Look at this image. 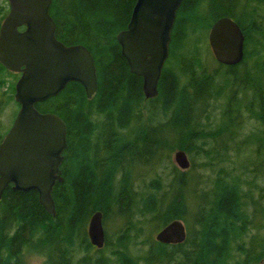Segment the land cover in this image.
<instances>
[{
	"label": "trees",
	"instance_id": "trees-1",
	"mask_svg": "<svg viewBox=\"0 0 264 264\" xmlns=\"http://www.w3.org/2000/svg\"><path fill=\"white\" fill-rule=\"evenodd\" d=\"M135 3L52 0L56 37L89 49L98 88L89 99L72 81L36 104L67 125L64 180L52 192L55 215L35 190H4L0 264H24L28 251L46 253L49 264H264V225L258 220L264 219V186L258 183L264 181V0H183L159 94L152 99L116 38ZM8 11V0H0V17ZM223 16L242 28L245 56L237 65L217 62L212 68L194 46ZM205 49L214 58L209 42ZM9 73L0 63V89ZM249 144L250 160L240 165V145ZM178 149L191 156L188 170L170 160ZM196 158L211 174L192 173ZM140 168L150 169L149 183ZM97 210L103 220L122 222L115 238L106 234L101 249L87 232ZM174 219L186 225V240L156 241L153 233Z\"/></svg>",
	"mask_w": 264,
	"mask_h": 264
},
{
	"label": "water",
	"instance_id": "water-1",
	"mask_svg": "<svg viewBox=\"0 0 264 264\" xmlns=\"http://www.w3.org/2000/svg\"><path fill=\"white\" fill-rule=\"evenodd\" d=\"M183 0H136L127 28L116 38L134 74L142 77L147 99L159 94V82L169 58L172 29ZM9 11L0 25V63L20 73L14 99L20 105L15 120L0 142V200L13 191L35 190L44 209L56 214L53 189L63 182L61 166L68 148V129L58 115L41 112L36 104L57 96L69 82L80 83L90 99L97 91L95 60L82 44L66 45L56 37L50 13L52 0H8ZM208 42L219 64L233 66L245 56V35L231 17L217 19ZM176 165L191 166L183 149L175 151ZM103 212L95 211L87 232L93 246L105 245ZM164 244H181L187 238L184 222L174 219L154 236Z\"/></svg>",
	"mask_w": 264,
	"mask_h": 264
},
{
	"label": "rangeland",
	"instance_id": "rangeland-1",
	"mask_svg": "<svg viewBox=\"0 0 264 264\" xmlns=\"http://www.w3.org/2000/svg\"><path fill=\"white\" fill-rule=\"evenodd\" d=\"M2 21H3V19L0 17V25H1ZM206 46L208 47L207 35L205 37V41L200 40L198 43L195 44L194 47H198L202 51V54H203L202 56H203L204 61H206V62L209 61V65L212 68H215V67H217V61H216V59L213 58L212 55L209 56L210 49L209 50L205 49ZM16 76L19 77V74L18 73L13 74V72L6 75L5 76L6 83L1 87L2 89H0V102L2 101L0 104V135H3V136L6 135V133L8 132L10 127L12 126V124L15 120V117L17 115V112L19 111V106H18L17 102L15 101V99L11 100L12 95H14V94H13V91L10 89L11 86L15 88V85H16V82L18 79V77H16ZM3 95H5V96L1 99V96H3ZM240 148L242 150V155L239 157L240 159H239L238 163L240 165H242L246 162L247 159L250 160V150H249L250 144H249V146L248 145H243V146L240 145ZM175 151L176 150H174L171 153L170 160H171L172 164H174L178 168V166L176 165L175 160H174ZM188 156H189V159L191 160L190 154ZM194 162H193L194 163L193 168L195 169L194 170L195 172L192 171V173H194L196 176L199 174V172H202V173L205 172L206 175L211 174V172L209 170H204L200 167V164H199L200 160L198 158H196V160ZM248 167L250 168V165ZM156 169H157L156 170L157 174L162 173V169L160 167L157 166ZM149 170L146 171L144 168H140L139 170L137 169V173L140 172L139 174H141V176H143V174L146 172L144 174V177H146L145 183H149L153 177L152 174H149ZM192 173H191V175H192ZM246 178L250 179L249 176H247ZM258 183H259L260 187L264 186V181H260ZM187 189H186V191H187ZM183 190H184V188L180 191L179 194L183 195V193H185ZM256 195H257V197H259L261 195L260 190L257 191ZM263 203H264V201H263ZM263 203H262V207H264ZM258 220L262 221V223H263L262 225H264V219L262 220V217L259 216ZM121 225H122V222L120 221V219H117L116 217H110L108 219H105L104 220L105 234H109L111 238L112 237L115 238L114 235L120 229ZM87 227H88V225H87ZM262 230H264V228H262ZM155 234H156V232L153 233L154 236H155ZM49 263H50V261L48 259V256L44 252H40V251H38V252L37 251H30L29 252L28 251L24 255V264H49Z\"/></svg>",
	"mask_w": 264,
	"mask_h": 264
}]
</instances>
